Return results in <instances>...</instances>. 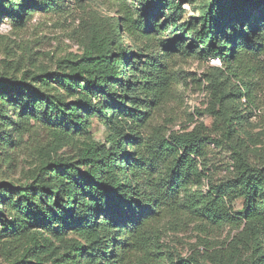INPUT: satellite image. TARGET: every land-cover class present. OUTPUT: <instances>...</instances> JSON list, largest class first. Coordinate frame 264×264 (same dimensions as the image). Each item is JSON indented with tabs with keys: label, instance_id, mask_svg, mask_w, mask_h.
Returning <instances> with one entry per match:
<instances>
[{
	"label": "trees",
	"instance_id": "trees-1",
	"mask_svg": "<svg viewBox=\"0 0 264 264\" xmlns=\"http://www.w3.org/2000/svg\"><path fill=\"white\" fill-rule=\"evenodd\" d=\"M112 1L111 17L88 12L81 53L58 59L54 70L0 75V142L30 121L60 144L84 135L94 118L108 130L103 143L87 139L76 155L42 160L19 188L0 182V235L15 243L36 229L58 238L77 232L81 239L51 264H264V151L244 127L257 107L251 77L264 60V0H139L137 12ZM64 2L0 0V18L20 26L34 10H62ZM185 4L197 16L181 22ZM208 57L221 61L199 80L211 126L151 125L178 83L177 66ZM210 147L227 161L213 163ZM168 224L237 233L219 243L204 236L175 261L161 242ZM41 248L35 243L9 264H47Z\"/></svg>",
	"mask_w": 264,
	"mask_h": 264
},
{
	"label": "rangeland",
	"instance_id": "rangeland-1",
	"mask_svg": "<svg viewBox=\"0 0 264 264\" xmlns=\"http://www.w3.org/2000/svg\"><path fill=\"white\" fill-rule=\"evenodd\" d=\"M127 2L134 12L142 11L139 0ZM114 7L112 0H65L62 10H34L20 26L3 16L0 18V75L19 77L25 71L43 67L54 70L58 59L81 53L82 42L91 28L88 12L94 11L97 16L111 17L114 15ZM184 7L181 22L191 21L197 16L195 8L188 4ZM123 44L130 48V38L123 37ZM209 59L210 57L191 59L177 66L175 74L179 77L178 83L166 97L165 103L154 112L151 125L164 126L168 131L184 127L191 129L197 122L211 126L212 118L203 111L208 99L206 83L201 81V85L199 84L204 71L212 67ZM259 65L262 67L251 77L257 81L253 87V99L257 107L252 110L254 115L244 127L248 135L258 140L256 148L264 151V60ZM246 105L247 102H244L243 106ZM18 111L17 106H11L9 115L16 119ZM245 111L248 112L249 109ZM148 130L145 128L144 134ZM1 135L5 137L4 133ZM107 135V128L94 118L84 135L67 138L60 144L55 142L51 131L44 124L30 121L24 132L12 131L11 138L0 142V182L19 188L28 182V176L42 160L58 155H76L83 141L92 139L103 143ZM210 148L209 158L213 163L227 161L228 154L222 153L218 148ZM223 173L224 171H218L217 176ZM232 205L234 211L241 210L242 198H237ZM8 215L11 217L12 213L9 212ZM236 233V230L224 227L205 234L196 224L182 229L168 224L163 227L161 242L174 260L180 261L186 259L194 249L200 248V239L204 236L219 243ZM80 239L77 232L72 230L58 238L36 229L27 238L15 243L11 242V238L0 235V264L11 263L25 248L35 243L41 245L42 257L47 264H51L54 258L61 259L69 247Z\"/></svg>",
	"mask_w": 264,
	"mask_h": 264
},
{
	"label": "built area",
	"instance_id": "built-area-1",
	"mask_svg": "<svg viewBox=\"0 0 264 264\" xmlns=\"http://www.w3.org/2000/svg\"><path fill=\"white\" fill-rule=\"evenodd\" d=\"M209 62H210V65L212 66H221V61H220V58L218 57H211L209 59Z\"/></svg>",
	"mask_w": 264,
	"mask_h": 264
}]
</instances>
